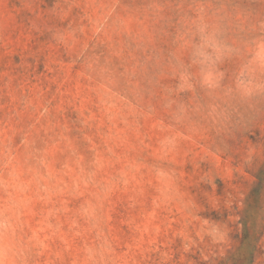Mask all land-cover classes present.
<instances>
[{"label": "rangeland", "instance_id": "rangeland-1", "mask_svg": "<svg viewBox=\"0 0 264 264\" xmlns=\"http://www.w3.org/2000/svg\"><path fill=\"white\" fill-rule=\"evenodd\" d=\"M0 264H264V0H0Z\"/></svg>", "mask_w": 264, "mask_h": 264}]
</instances>
